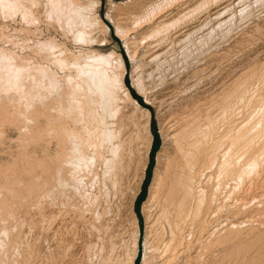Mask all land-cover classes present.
I'll use <instances>...</instances> for the list:
<instances>
[{
    "label": "bare ground",
    "instance_id": "1",
    "mask_svg": "<svg viewBox=\"0 0 264 264\" xmlns=\"http://www.w3.org/2000/svg\"><path fill=\"white\" fill-rule=\"evenodd\" d=\"M206 1L126 0L123 8L109 0L107 17L113 11L134 60L132 84L160 115L162 144L142 204L141 264H264V188L254 192L264 176V70L234 65L225 79L217 63L210 67L220 54L202 55L197 47L205 35L198 31L207 13L225 11L233 0L203 8ZM46 4L48 19L71 27L75 40H105L100 0ZM22 10L24 20L35 18ZM30 45L41 60H14L20 54L7 51L14 59L7 55L12 62L0 74L13 88L14 106L0 118V159L9 157L0 160V264H36L22 230L34 221L21 212L29 215L42 197L48 229L57 221L61 230L54 246L46 244L47 263L134 264L133 204L152 142L150 111L126 86L118 51L94 49L83 59V51H68L52 37ZM7 138L17 142L15 153Z\"/></svg>",
    "mask_w": 264,
    "mask_h": 264
},
{
    "label": "rangeland",
    "instance_id": "2",
    "mask_svg": "<svg viewBox=\"0 0 264 264\" xmlns=\"http://www.w3.org/2000/svg\"><path fill=\"white\" fill-rule=\"evenodd\" d=\"M3 1L4 0H0V59L1 61L3 60V65L1 64L2 62L0 61V68L2 67L0 69L1 75H3L4 71L6 70V67L8 66V62L10 64L13 61L14 57H15L14 60H16L18 58L21 59L25 55H27L28 57L27 56L26 57L28 58V61H29L30 60L29 57L32 58V56L34 57L36 55L37 59L41 60V55L33 52V50H31V48H29L28 46H31L30 44L37 42V40L42 41L45 39H49L51 37L53 39L55 38V40L58 43L67 47L68 51L70 50L74 53H80L83 51L82 53L84 54V56L82 55L83 59L88 56L87 52H89L90 50H94V49L95 51L97 50V52H103V53L114 50V51H118L122 55L124 62H125V67H126L125 75H124V82L126 86L128 87L129 91L131 92V95L136 100V102H138L139 105H141L142 107L147 108L151 114L150 131L152 134V142H151V146H150V150L148 154V163L145 169L144 177L141 181L139 190L136 194L134 204H133L134 213L136 214L138 218L137 220L139 224V241H138L139 248H138V253L135 258L134 264H141L143 256L146 252V245H147V241L145 239V218L142 212V204L148 196L149 186L151 184V181L154 175V169L157 163V159H156L157 151L159 150L162 144V134H161L160 126L158 122L160 115L157 109V105L153 103L152 101H150V99L148 100L145 94L140 92L132 84L131 74H132L134 60L131 59L129 52H127L128 50L125 44H123L124 43L123 37L118 32H117L118 34L116 33L115 22H114L115 15L113 11H112L113 15L111 14L110 18L107 17L106 13L109 11V7H110L109 0H100V5L97 7L98 15L101 17L104 23L109 27L108 33L106 34V38L104 41L92 40L88 42L81 41V40H75V38L72 36L73 34L71 33L73 32V29H71V27H68L70 28L68 29L66 26L65 29L64 28L62 29V27L58 23L48 19L47 17L48 14H47V9H46L47 0H5L6 6L2 5ZM81 1H84V0H81ZM113 1L116 4L118 3L117 6H120L123 8L127 7L126 0H113ZM208 1L211 2L214 0H208ZM208 1H206L203 8L206 6H209ZM218 1H221V0H218ZM229 1H232V0H227V2ZM221 2H222L221 3L222 5L223 1ZM113 8L119 9V7H113ZM229 8L223 11L224 13L222 12V10H220L219 12L218 11L214 12L213 13L214 15L207 13L209 17H206L205 20L203 21L206 23H204L203 26L198 31L200 33L199 35H203V36L205 35V37L206 36L207 37L206 38L202 37V41L200 42L201 44L199 43L197 48L201 50L202 55L206 54L207 52H210V53L217 52L218 54H220L221 56L214 55L215 58L218 56L219 57L216 59L213 57L212 59L214 60H212V62L211 61H207V62H209L208 64H211L210 67L213 65L212 67L213 69L218 64L221 67L223 74L225 72H228V70H231L230 69L231 66H234V65L235 67L239 65L241 68H244L245 70L252 69L254 67H255L254 69L259 68V69L264 70V11H263L264 10V0H240V1L233 0L230 3ZM22 9L27 10V12L30 15H34L35 18L37 19L29 17L26 20H24L21 16L22 15L21 12L23 11ZM210 10H212L211 12L214 11V9L212 8ZM205 14L201 13L200 15H198L197 17L198 20L196 19L197 22L201 20V18H204ZM218 14L220 16H218ZM212 17H215V18L213 19ZM210 18L212 19V21L210 20L208 22ZM220 19L222 21L227 19L226 23L224 24L222 23L219 26V22H222ZM197 22L195 23L197 24ZM215 26H216V29H215ZM225 30L227 31V33ZM203 39L205 40L203 41ZM213 49L214 50L217 49L219 51L217 50L214 51ZM1 50H4V51H1ZM7 51L12 55L14 52H16V54L18 55L20 54V57L16 55L12 57L10 54L7 53ZM1 52H3L4 54L5 53L7 54L2 55ZM7 55H9L8 56L10 58L9 60H12V61L8 60ZM2 58H7V59H2ZM51 66L54 70H58L59 72V69L57 67H55L54 65H51ZM62 72L63 71L60 70L59 72L60 76L63 75ZM224 75L223 76L226 79L227 78L226 74ZM261 77L262 78L264 77V72ZM12 94H13V88L10 85V83H8V81L5 78H0V109L3 111V113L0 112V118L2 115H4V113L6 115V112H7L6 110H8V108H9V113L13 111L12 107L14 108V106H12L13 105L12 102L9 103L10 99H12ZM5 102H7L8 107L5 105L6 104ZM3 103L4 105H2ZM135 113H136L135 115L137 116L141 114L142 112L140 113L139 111L136 110ZM0 120H1L0 122L3 121V119H0ZM4 125L5 126L3 125L2 126L5 128V134L6 133L9 134L8 135L9 138L16 137L17 132L10 129V127L6 126V124ZM9 138L4 139V142H5L4 144L5 145L12 144L13 145L12 152L15 153V150L17 148L16 146L17 142L16 141L12 142V140H10ZM8 158L9 157L4 155L0 160L6 161ZM263 180H264V176L263 178L260 179L261 182L260 181L258 182L259 187L254 190L255 193H260L258 191L260 189V186L264 188ZM42 202H43V197H42L41 202L37 206L35 205L29 208L30 209L29 210L30 213L28 212L29 215H25L24 211L21 212V214L24 215L25 218L27 217L28 219H31V220L33 219L34 221V224L25 223L23 225L22 230L24 233V239H28L33 245V247L35 248L33 260L36 262V264H59V263H56L55 260H53L52 263L51 261L47 263L49 259L46 256V252L44 251V249L46 250V244H51L52 246H54V244L57 241H59L60 233L58 232H61V230L58 231L57 228L55 229V227H57L58 225L57 221L55 224H52V226H55V227H51V229L50 228L48 229L49 224H48V218L46 216L47 213H45L44 215V212H46L45 210H48V207L44 206L45 204H43L44 202L43 203ZM40 204L42 206H40ZM37 207L39 209L43 207L44 209L42 208L41 210H39ZM123 217L125 219L123 222L126 225L128 223L129 217L128 215H126V213L123 214ZM54 230L56 231V233ZM57 234L59 235L57 236ZM53 235L56 240L52 238ZM48 239L49 240L51 239L50 240L51 242ZM47 241L48 243H45ZM53 241H55V243ZM42 257H44V259ZM45 257L48 260H46ZM223 263L224 262L220 264H223ZM224 264H237V263L231 260V261L225 262Z\"/></svg>",
    "mask_w": 264,
    "mask_h": 264
}]
</instances>
